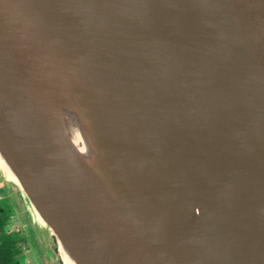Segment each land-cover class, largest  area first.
Here are the masks:
<instances>
[{
	"label": "water",
	"instance_id": "95a60500",
	"mask_svg": "<svg viewBox=\"0 0 264 264\" xmlns=\"http://www.w3.org/2000/svg\"><path fill=\"white\" fill-rule=\"evenodd\" d=\"M0 163L51 264H264V0H0Z\"/></svg>",
	"mask_w": 264,
	"mask_h": 264
},
{
	"label": "flooded vegetation",
	"instance_id": "af4514ba",
	"mask_svg": "<svg viewBox=\"0 0 264 264\" xmlns=\"http://www.w3.org/2000/svg\"><path fill=\"white\" fill-rule=\"evenodd\" d=\"M13 184L5 180L0 174V253L4 257L6 246L13 244L17 254L12 264H51L50 255L53 238L50 231L42 230L45 240L50 243L49 250H42L45 259L38 257L42 240L38 233L40 227L34 225L25 212H22L21 201L13 190ZM17 225V226H16Z\"/></svg>",
	"mask_w": 264,
	"mask_h": 264
},
{
	"label": "rangeland",
	"instance_id": "374dc122",
	"mask_svg": "<svg viewBox=\"0 0 264 264\" xmlns=\"http://www.w3.org/2000/svg\"><path fill=\"white\" fill-rule=\"evenodd\" d=\"M0 174H1V176L5 179V180H7L6 179V176H5V174H4V172L2 171V169L0 168ZM12 184V183H11ZM13 186V190L15 191V193H17V195H18V198L20 199V197H19V193H18V189L16 188V186L13 184L12 185ZM21 200H19V202H20ZM21 209H22V212H25V214L26 215H28L29 216V218L32 220V222H33V224L34 225H37V226H39L40 227V231L38 232L39 234H40V237H41V239L40 240H42V242H41V244L40 245H42L41 247H42V249H41V251H39L38 252V257H39V259L41 260V258H42V260L43 259H45V256H44V254H43V251L44 250H49V248H50V243L48 242V240H45V238L43 237L44 235L41 233L42 232V230L44 229H47V231H49L48 230V228H46V227H44L43 225L41 226V224L33 217V214L31 213V209H30V207H29V205L27 204V203H23L22 204V202H21ZM17 226V225H16ZM53 244H54V242H53ZM55 247V244L53 245V247H51L52 249L51 250H53V248ZM43 250V251H42ZM41 257V258H40ZM41 260V261H42ZM55 264H58L56 261H55Z\"/></svg>",
	"mask_w": 264,
	"mask_h": 264
},
{
	"label": "bare ground",
	"instance_id": "6f19581e",
	"mask_svg": "<svg viewBox=\"0 0 264 264\" xmlns=\"http://www.w3.org/2000/svg\"><path fill=\"white\" fill-rule=\"evenodd\" d=\"M68 116V115H67ZM61 119H62V122L69 134V137L71 139V141L76 145L78 146V130L76 129L74 123H73V120L70 116H68V119L67 118H64L63 116H61ZM79 148V151H83V148H81L80 146L78 147ZM1 164V163H0ZM2 168H3V171L6 175L7 178L13 180V181H16L15 177L13 176V174L6 170L5 167H3V165L1 164ZM33 217L40 223V224H43V221L41 220V218L36 214V213H33ZM42 226V225H41Z\"/></svg>",
	"mask_w": 264,
	"mask_h": 264
},
{
	"label": "trees",
	"instance_id": "16d2710c",
	"mask_svg": "<svg viewBox=\"0 0 264 264\" xmlns=\"http://www.w3.org/2000/svg\"><path fill=\"white\" fill-rule=\"evenodd\" d=\"M17 249L13 247V244L7 245L4 257L1 258L2 253H0V264H12L14 256L17 254Z\"/></svg>",
	"mask_w": 264,
	"mask_h": 264
}]
</instances>
